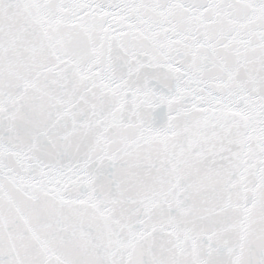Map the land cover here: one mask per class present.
<instances>
[{"label": "snow or ice", "instance_id": "snow-or-ice-1", "mask_svg": "<svg viewBox=\"0 0 264 264\" xmlns=\"http://www.w3.org/2000/svg\"><path fill=\"white\" fill-rule=\"evenodd\" d=\"M0 264H264V0H0Z\"/></svg>", "mask_w": 264, "mask_h": 264}]
</instances>
